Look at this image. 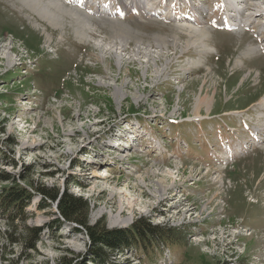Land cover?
<instances>
[{
  "label": "rangeland",
  "instance_id": "rangeland-1",
  "mask_svg": "<svg viewBox=\"0 0 264 264\" xmlns=\"http://www.w3.org/2000/svg\"><path fill=\"white\" fill-rule=\"evenodd\" d=\"M115 1L124 16L101 7L96 14V4L85 12L63 0H0V195L54 187L86 200L89 224L126 229L145 218L180 228L182 246L126 248L110 252L113 262L264 264V53L256 49L264 46V13L250 18L253 31L203 22L211 46L186 47V22L148 17L147 8L138 15L133 1ZM216 1L203 0L206 15H218ZM242 2L246 23L255 6L264 7V0ZM43 4L59 5L49 7L52 23L36 12ZM62 9L89 22L80 25ZM112 24L127 25L130 38L123 42ZM158 35L166 45L158 46ZM252 47L254 54H244ZM16 54L28 59L21 64ZM208 96L209 113L201 105L195 117L196 99ZM247 125L261 142L246 143ZM222 143L243 148L225 164ZM41 202L34 194L22 211L0 205V264L90 256L88 238L68 222L41 231L33 248L24 243L28 229L58 215L54 201Z\"/></svg>",
  "mask_w": 264,
  "mask_h": 264
},
{
  "label": "trees",
  "instance_id": "trees-1",
  "mask_svg": "<svg viewBox=\"0 0 264 264\" xmlns=\"http://www.w3.org/2000/svg\"><path fill=\"white\" fill-rule=\"evenodd\" d=\"M1 178L3 180L10 179L8 175H1ZM34 194H38L39 198L42 199L39 207L50 206L54 201L58 215L42 227L28 229L29 233L24 238L25 244L33 248L41 231L49 227L55 230L60 227L62 222L73 223L75 225L73 231L85 234L89 240L90 256L84 258L85 254H83L80 262L72 263L71 260L65 264H123L113 262L110 258V252L138 247L145 253L148 252V249H152L153 252L161 250L162 246L183 245L178 227L154 225L148 219L138 218L126 229H106L99 221L94 224L88 223V204L81 196L68 193L67 190L59 193L54 187L47 188L41 185L35 187ZM34 194L28 190L27 192L26 190H5L0 195V205L12 206L13 209L17 208L16 210L22 211V207L26 203H30ZM201 263L230 264L226 260L210 263L205 259H201ZM11 264L16 263L12 262Z\"/></svg>",
  "mask_w": 264,
  "mask_h": 264
},
{
  "label": "bare ground",
  "instance_id": "bare-ground-1",
  "mask_svg": "<svg viewBox=\"0 0 264 264\" xmlns=\"http://www.w3.org/2000/svg\"><path fill=\"white\" fill-rule=\"evenodd\" d=\"M30 1H32V0H30ZM132 1L136 2V4L139 3L142 6V8H144L146 6H150V4H152L148 0H132ZM248 1L250 3H252L254 1L256 2L257 0H248ZM50 2H51V0H50ZM227 3L230 4L231 7L233 8L231 11L237 12V11L241 10L242 8L245 9V4H244L245 2H242V3L239 4L238 3V0H227ZM50 6H54L55 9L56 8H59V5L58 4H51ZM50 6L44 8V4H43V5H41V8H37L38 11H36V12L39 13V16L41 17V19H43V20H45V21H47L49 23H52V20L50 18L53 16L52 14H54V13L50 12V10H49V7ZM134 8L135 9H138L139 7L137 5H134ZM255 8L257 9V11L255 13L254 12H250L248 14V16H247L248 21L251 20L250 18L252 16H256L257 15V17H259V16H261L264 13V7L263 6L257 5V6H255ZM64 10H65V13L66 14H69V16L71 15L72 18L77 19V22H79L78 24H80V25L83 24L82 21H84L85 23L89 22L87 18L82 19L84 17H82L81 14H79V11L77 12L76 9H74V10H72V9H62V12H64ZM245 10H247V9H245ZM226 11H228L227 15H231L232 14L231 12H229V10H226ZM96 14H98V12H96ZM54 24L57 25L56 22ZM123 26H127V25L112 24V27H113L114 30H115V28H117V32L115 34L117 36H119V37L121 36V38L123 39V42H125V41H127L130 38V37H126V35H127L126 32L130 33V29L129 28H124ZM202 28L203 27H199L198 28L196 26H193L190 23L186 24V27L183 30H185L186 33L190 36V39H188L186 41V44H187L186 47H189V45H193V46H201V45H203L204 47L211 46L209 44L210 42H208V39L206 38L208 35H210V33H209V31L207 29H205V28L202 29ZM177 29H181V27H178ZM44 32L46 33V36H47V39L49 40V42H51V35L46 30H44ZM172 36H174L173 37V43L176 44V42H177L176 39L178 37L176 35H172ZM154 40L157 41L158 46H162V45H166L167 44L166 38H164V37H162L160 35H158ZM138 42H139V40L136 39L135 43L137 44ZM254 49H253V47L252 48H249V51L246 52V53H244V54H249V55L250 54H254V52L257 51L256 49L255 50ZM238 63H240V62H237L236 64H238ZM118 91L119 90L116 89V93L117 94H118ZM212 104H213V97H211V96L197 98L196 99V102H195V107H194L195 117H200V114H198V111L200 110L201 105H205L206 106V110L209 113ZM259 104L264 106V97H262L260 99ZM243 131H244V129H243ZM132 137H133V134H131V132H130L129 133V138H132ZM117 143L118 144H125L123 141H120V140ZM257 143H259V141H256L255 139L252 140V144H257ZM238 146L240 147V145H238ZM248 146H250V145H248ZM228 149H229V152H232V149L231 148H228ZM234 152H239V151H237L235 149ZM93 175L96 176L97 173H94ZM162 189L163 188H161V190ZM253 202H255V201H253Z\"/></svg>",
  "mask_w": 264,
  "mask_h": 264
},
{
  "label": "built area",
  "instance_id": "built-area-1",
  "mask_svg": "<svg viewBox=\"0 0 264 264\" xmlns=\"http://www.w3.org/2000/svg\"><path fill=\"white\" fill-rule=\"evenodd\" d=\"M19 53H21V52H19ZM15 57H16L18 62L19 61L21 62V64H23V61H25V59H28L27 55L23 56L22 54H16Z\"/></svg>",
  "mask_w": 264,
  "mask_h": 264
}]
</instances>
